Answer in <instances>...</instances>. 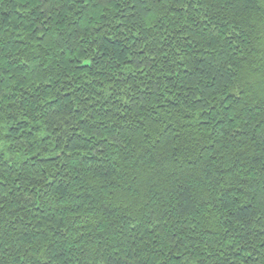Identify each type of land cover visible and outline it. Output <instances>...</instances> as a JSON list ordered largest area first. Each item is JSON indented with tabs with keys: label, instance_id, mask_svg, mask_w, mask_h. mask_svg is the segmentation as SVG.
I'll return each mask as SVG.
<instances>
[{
	"label": "trees",
	"instance_id": "obj_1",
	"mask_svg": "<svg viewBox=\"0 0 264 264\" xmlns=\"http://www.w3.org/2000/svg\"><path fill=\"white\" fill-rule=\"evenodd\" d=\"M0 264H264V0H0Z\"/></svg>",
	"mask_w": 264,
	"mask_h": 264
}]
</instances>
